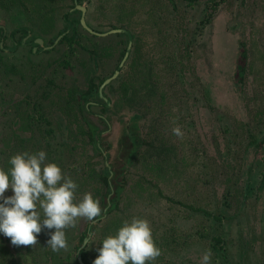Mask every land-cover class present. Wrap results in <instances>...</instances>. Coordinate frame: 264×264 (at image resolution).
<instances>
[{"label": "rangeland", "instance_id": "rangeland-1", "mask_svg": "<svg viewBox=\"0 0 264 264\" xmlns=\"http://www.w3.org/2000/svg\"><path fill=\"white\" fill-rule=\"evenodd\" d=\"M1 2L6 8H0V44L5 47H12L10 30L17 24L30 30L23 42L39 37L45 45L66 29L62 17L70 0H31L36 10L42 7L52 17L43 31L37 16L25 15L21 2L0 0V6ZM78 4L85 9V22L96 31L117 27L132 35L130 62L119 79H134L142 93V106H131L143 116L137 122L136 138L142 142L132 152L131 140L123 132L132 112L126 104L113 103L102 111L105 121L94 114L99 110L96 107L85 109L77 103L62 107L71 84L58 77L60 83L47 96L51 107L45 124L31 128L25 122L28 117H20L29 114L24 107L11 115L13 99L0 104V163L15 153L43 149L45 162H55L72 180H80L77 200L89 192L98 202L106 192L100 181L104 166L118 173L111 178L124 180L117 202L101 219L108 220L91 231L89 254L122 221L136 216L148 221L160 249V255L145 264H200L204 250L211 252L210 264H264V184L257 187L264 170V0H78ZM73 11L69 18L77 19L79 13ZM114 33L95 38L99 52L104 53L101 74L105 76L110 75L124 46V36ZM16 36L17 41L22 34L18 31ZM240 42L245 59L241 79L234 84ZM65 48L62 43L40 58L29 56L28 47L20 45L10 53L11 61L20 58L15 68L18 93L31 94V78L49 76ZM49 62L53 65L48 66ZM57 69L58 74L63 71L73 77L76 88L83 90L86 68L75 67L69 74ZM0 82L2 90L7 80ZM114 84L112 88L118 85ZM5 87L2 92L8 98L11 89ZM131 99L140 101L136 96ZM89 120L96 129L86 123ZM81 124L83 134L77 130ZM142 127L146 138H140ZM174 127L180 129V136L173 133ZM259 131V141L246 147L249 134ZM20 142L23 146L18 151ZM10 194L11 189H6L5 195ZM87 221L77 218L74 226L64 230L67 246L56 252L62 264H73V252L65 253ZM48 231L37 236L40 253L31 260L15 253L9 238L0 235V264H48L41 254ZM23 247L19 245L20 250ZM50 257L51 264H56Z\"/></svg>", "mask_w": 264, "mask_h": 264}, {"label": "flooded vegetation", "instance_id": "flooded-vegetation-1", "mask_svg": "<svg viewBox=\"0 0 264 264\" xmlns=\"http://www.w3.org/2000/svg\"><path fill=\"white\" fill-rule=\"evenodd\" d=\"M14 1L21 2V6H23L21 8H22V10H25V12H26L25 15H27V13L29 12L31 17L37 16V20L39 21V28H40L39 30L43 31L46 26L48 27L50 25V23L52 21V17L42 7L40 9L36 10V7L31 5V0H14ZM70 2H71L70 6L64 12L63 17H62V20L65 23L66 29H64L63 31L60 30V32H58V34L50 40L52 42L51 44L45 45L44 42L42 41V39L39 37H33V38H30L29 40L26 39L25 42H23L24 37H26V35H29L30 30L26 26H21L18 24L10 30L11 41L12 42L16 41L15 38L17 37L16 34L18 33L19 29L22 31L24 30L25 33L22 36H20L18 38V40H20L21 45L28 47V49L31 50V53L28 52L29 56L32 55L33 57H38L41 53L45 54V50L52 49V47H54V45L57 44L58 40L65 34L66 30H69L70 32H72L71 28L69 27V25L66 22V21H69V20H67L66 17H70L71 11L74 10V11H77L79 13L77 20H78L79 24L81 25V28H77L74 30V34H76V37L77 36L79 37L78 39H80V41H90L93 45V47H91V49H93L94 47H97L98 44H97L96 39L100 38L98 36H104V34H106V33L107 34L112 33V32H108L111 29L106 30L104 32H99V31H96L95 28L92 27L91 25H88L86 22L85 23H86L87 27H89V28H85L80 22L81 15H83L85 17V9L82 10L83 8H81L79 6L78 0H70ZM1 5H2V2H1ZM28 5H30V7ZM31 6L33 8H31ZM0 8L1 9L3 8V10H5L3 5L0 6ZM69 10H71V11H69ZM84 21H85V18H84ZM67 27H68V29H67ZM115 28H117V27H115ZM119 29H122L123 31L122 32H115V33L113 32V33L117 34V35L124 36L125 40L120 38L124 42V46L122 47V50H120L118 53L119 59H117V61L115 62V66L113 67L112 71L110 72V75L108 74L105 76V75L101 74V71H102L101 63L103 60L104 53H102V51H101L100 53L102 55L100 57H93V54H92L91 55L92 61H91L90 67L93 66V70H94L95 74H94V77L92 80V79H90L89 72L87 73L86 70L82 71V75H83V79H84V83H85L82 91H81V88H79V87H78V89L76 88L77 83L76 84L74 83L75 79H73V77L67 76L65 74V72H63V71H60L61 73H63V75H60L57 73V70H58L57 67H61L65 70H67L68 74L73 72L72 70L70 71L69 67L65 68L62 66V64L59 65L57 63L58 66L54 65L52 67V70L50 68L49 76H47V75L35 76V77L31 78V80H30L31 84L32 83L35 84L37 81L39 83L42 82L41 84H37L34 86L32 84L31 94L28 92L29 88H27L28 93H25V92H24L25 94L24 93L23 94L18 93L19 92V89H18L19 86L18 85L16 86V84H19V83L16 82L17 78H15V74L17 71L15 68L19 67L17 65V62H18V60H20V58H16L15 59L16 62L15 61L13 62V61H11L12 59L9 57L11 56L10 53H14L18 49L19 45L16 42V46L13 45L11 48H8V47H5V46L0 44V74L7 73V75H8L6 77L0 76V80L1 79L7 80V83L4 84L2 90H0V104L3 105L4 104L3 102L5 100L8 102L7 99H9V100L13 99L9 103V105H11L12 110H13L12 113L10 112L11 115H18L21 111H23V107H24L25 108L24 111H26L28 109L29 114H22L20 117H25V118L28 117V118H26L27 121H25V122L31 128H34L33 126H37L38 124H40V125L45 124V120L47 121V119H48L47 117H49L47 115L48 109H50V107H51L50 106L51 103L48 102L47 96H49L52 88L54 87V84L60 83V80H58V77H63L64 82L71 84V86L67 87L66 90L69 88L71 90V92L73 91V94L75 97L73 96L72 93L70 95H68L66 92V97H65V100L63 101L64 105L62 107H69V106H72L76 103L81 104V105L83 104L85 109L89 108V107L90 108L96 107L99 110L97 113H94V114H97L98 118H100L104 121H105V119H104L103 115H101V113H102V111H104V113H105V111L107 109L111 108L113 103L115 105L116 104H119V105L122 104V106L126 104V106L130 107V109H132L131 106L136 107L137 104H138V107H141L142 102H143L141 100L142 93H141V91H139L140 88H138L134 84L135 83L134 79H131V80H127V79H121L120 80L119 79V75L121 73L122 68L129 65V62H130L129 56H130V52H131L132 47H133L131 33L124 28H119ZM87 32H89V33H87ZM90 33L92 34V36L90 35ZM2 36L3 35H0V43L3 41ZM85 36H89L90 38L87 39V37H86L85 39H83V37H85ZM13 43H15V42H13ZM121 51H123L122 54H121ZM40 57H41V55L39 56V58ZM6 58H8L9 60H6V62H5L6 64H4V60ZM244 59H245L244 47H243L242 43L240 42V45L236 49L235 60H234L235 65L233 66L234 67V70H233L234 71L233 72L234 84L238 83L241 79V76H242L241 74L243 72ZM81 61L82 60L79 58V56L74 58V63L77 64L76 67H81L80 65H78V63H80ZM7 64H9V66H11V64H13V66H14V71L11 72V76H9V74H8L9 72H7L5 70L6 67L8 66ZM47 65L52 66L53 63L49 62V63H47ZM115 72H116V74L114 75ZM56 73H57V76H55ZM115 80H118V81H115ZM114 81L117 82L118 85L115 86V88H112V85L115 83ZM12 84H13V86H12ZM86 84L87 85H89V84L95 85L96 93L92 94L90 96L88 94H83L84 89L86 88ZM114 85H116V84H114ZM119 85H124L125 87H127L128 88L127 91H124L123 87L122 86L119 87ZM5 86H9L11 89V93L7 92L8 98H6L5 94H3V92H2L4 90V88H5V90L8 89ZM38 86H40V87H38ZM137 89H138V93L134 92L132 94V90L136 91ZM106 91H108L109 94H106ZM131 96H136V99H140V101L137 102L135 99H131ZM111 99H113V100H111ZM13 113H15V114H13ZM139 113L140 112L137 111V108H133L132 112H130V114L128 115L125 128L123 129L124 134L125 135H126V133L128 134L129 139L131 140V143L133 144L132 152L136 149L135 147L138 146L139 143L141 144V142H142V140H140V139L136 140V138L139 136L137 134V132H138L137 122H139L143 117L142 114H139ZM86 123L90 124V125L92 124L93 126L92 125L91 126L96 129V126L92 122V120H89V122L86 121ZM84 127L85 126L83 124H81L77 127V130L80 133H82V131H85ZM45 132H47V131H45ZM255 132L249 134L248 141L246 142V147L250 146L253 142L259 141V140H257V136L262 131H259L257 133H255ZM134 133L137 135H135ZM98 134H100V133L98 132ZM140 135H141L140 138L141 137L146 138L147 134H146L145 128L142 127V130L140 131ZM92 141L93 142L95 141V145H96V140H92ZM101 154H102V152H101ZM117 160H119V159L117 158ZM106 165L108 166V164H106ZM123 166H125V165H123ZM123 170H124V168L121 169V171H123ZM119 171L120 170H118V172ZM108 172H109L108 176H110L111 178L116 176L113 174H118V173H114V170H112L109 166H108ZM116 178L119 180V184L123 185L124 180L121 183L119 176ZM259 178H260V184L257 187H258V189H261V187L264 184V171L262 172L261 177H259ZM118 180H115V181L111 180V182H112V184H114V182H116ZM74 181L76 182V184L78 186V184L80 183V180H74ZM100 181H101V179H100ZM101 183H102V181H101ZM104 187L106 189V192L104 193L103 196H101V199L99 201L100 207L104 206L103 202H105V200L108 198V196L110 197L111 195H113V192L117 191L118 186L117 187L112 186L109 194H108L109 191H107L108 188L106 186H104ZM120 189H121V187H120ZM118 192H117V195H118ZM115 204L116 203L114 202V204L111 205L112 207L110 205H107V209H108L107 213H105V214L101 213V215L99 217L94 218L93 221H87V223L85 225L83 224V228L75 235V237H77V240L74 243H76L78 246L74 250H73V247L72 248L70 247V249L68 251L71 250L70 253L73 252L74 259L77 258L78 261L80 262L79 264H91L92 260L97 255L95 248L89 254L88 248H87L88 243H85V242H84V244H82V243H83L84 239L89 240L88 238L91 235V231H94L99 226H102V225H97V224H99L101 222H105L106 220H108V219H104L101 221V219H103L104 216L109 213V211L114 207ZM104 208H106V207H104ZM104 208H102V210ZM219 212H220V215L223 216L224 211L220 210ZM85 221H86V219H85ZM103 225H105V224H103ZM83 232L86 236L84 238L82 237L83 238L81 240L82 242L79 243V237H80V235H82L81 233H83ZM42 234H43V232L41 231L40 235H42ZM70 235H68V236L70 237ZM65 237H67V235ZM36 240H37L36 244L24 245V247L21 250L19 249V246H13L12 244H10V245H11L12 250L15 253L17 252L19 255L21 254L23 257L25 256V259L31 260V257H34L38 253H40V251L37 250L39 247L38 242L40 241V237H37ZM80 248H82V251L84 252L82 254V251H81V254H82L81 258L82 259L80 258V255L77 254L78 250ZM96 248H98V247H96ZM48 250H49V253H48ZM58 251H56V252H58ZM56 252H53L46 245V246H44L43 252H41V254H42V256L44 255L48 264H51V259L48 260V256L50 257L51 254H52V257L55 259L56 264H62V261H64V260L61 259V257H60L61 254L56 253ZM67 252L65 253V256L70 255V253H67ZM16 264H23V263L17 262Z\"/></svg>", "mask_w": 264, "mask_h": 264}, {"label": "clouds", "instance_id": "clouds-1", "mask_svg": "<svg viewBox=\"0 0 264 264\" xmlns=\"http://www.w3.org/2000/svg\"><path fill=\"white\" fill-rule=\"evenodd\" d=\"M172 131L181 135L178 127ZM46 155L43 149L15 153L8 158L10 167L0 168V235L13 246L33 245L42 230H50L46 245L56 252L67 246L66 228L77 218L93 221L102 209L89 192L77 200L76 182L55 162H45ZM6 189H11L10 195H5ZM96 252L91 264H145L160 255L148 221L136 216L105 236ZM210 259V250H204L200 264H210Z\"/></svg>", "mask_w": 264, "mask_h": 264}, {"label": "trees", "instance_id": "trees-1", "mask_svg": "<svg viewBox=\"0 0 264 264\" xmlns=\"http://www.w3.org/2000/svg\"><path fill=\"white\" fill-rule=\"evenodd\" d=\"M2 5H3V7L4 8H6L5 7V4L4 3H2ZM20 5H21V3H20ZM23 7V6H22ZM67 18V20H69V21H66L67 22V24L69 25V27L71 28V30H72V32H70L69 30H66V32H65V34L58 40V42H57V44L56 45H54V47H52V49H48V50H45V52H48V51H54V50H56V46H58V45H61L62 43H65V50L62 52V54H61V59L60 60H58V64L60 65V64H62V66L63 67H65V68H67V67H69L70 69H73V68H75L76 67V65L77 64H75L74 62H73V59L74 58H76V57H78L79 56V58H81L84 62L82 63V61L80 62V63H78V65H80L81 67H80V69H84V68H86V71H87V73L89 72V74H90V79H92L93 80V77H94V74H95V72H94V70H93V66H91L90 67V64H91V55L93 54V57H100L102 54L99 52V47H94L93 49H91V47H93L92 46V44L91 43H89V42H87V41H80V39H78L79 37L77 36L76 37V34H74V30L75 29H77V28H81V25L79 24V22H78V20L77 19H71V18H69V17H66ZM67 29H68V27H67ZM19 32L23 35L24 33H25V31L23 30H20L19 29ZM87 33H89V32H87ZM90 35L92 36V34L90 33ZM117 35V34H116ZM13 42H15V43H13ZM12 42V46L14 45V46H16V42L18 43V45H20V46H22V47H24V48H26L25 46H23V45H21V42H20V40H17V41H13ZM28 52H30L31 53V50L30 49H28ZM122 52L123 51H121V54H122ZM71 60H72V62H71ZM6 67V66H5ZM7 72H9L8 74H9V76H11V72H13L14 71V66H13V64H11V66H9V64H8V66L6 67V69H5ZM6 84V83H5ZM120 86H122L123 87V89H124V91H127V87H125L124 85H119V87ZM68 91H67V94L68 95H70L71 93L73 94V91L71 92V90L68 88L67 89ZM96 93V88H95V85H92V84H89V85H87L86 84V88L84 89V92H83V94H88L89 96L90 95H92V94H95ZM73 96H74V94H73ZM75 97V96H74ZM64 108H67V107H64ZM67 112H68V110H64V112H63V114L64 113H66L67 114ZM68 115V114H67ZM88 135H89V139H90V137H91V134L90 133H88ZM125 138L126 139H128L129 138V136H128V134L126 133V136H125ZM97 139H99V138H97ZM97 144H99L97 141H96V146H97ZM23 145H22V143L20 142L19 143V149H18V151H20V149H21V147H22ZM132 147H133V144H132ZM132 149V148H131ZM129 154H130V152H129ZM128 154V155H129ZM2 162V161H1ZM0 167H2L3 169H5V170H7V168L8 167H10V165L8 164V161L7 160H5L4 161V163H0ZM105 171H104V173H105V175H103V176H101L100 177V179H101V181H102V184L104 185V186H106L108 189H107V191H109L108 192V194L110 193V191H111V188H112V186H114V187H117V191L116 192H113V195H111L110 197L108 196V198L105 200V202H103L104 204V206H101V209L102 208H104V207H106V208H104L103 210H102V213L103 214H105V213H107V205H113L114 204V202L116 203L117 202V198H118V196H117V192L119 191V188H120V185H119V181H116V182H114V184H112V182H111V180L112 179H110L111 177L110 176H108L109 175V172H108V166L107 165H105V169H104ZM264 171V170H263ZM259 186V185H258ZM115 206V205H114ZM112 207V206H111ZM110 207V208H111ZM109 208V209H110ZM82 235H80V237H79V243L80 242H82L81 240L86 236L85 234H84V232L83 233H81ZM83 237V238H82ZM78 245L76 244V243H74V245H73V250L77 247ZM83 248V247H82ZM82 248H80L79 250H78V255H80V258L82 257V254L84 253L83 251H82ZM71 251V250H70ZM70 251H68L67 253H70ZM81 251H82V254H81ZM82 259V258H81ZM80 262L78 261V259L76 258V259H74L73 260V264H79Z\"/></svg>", "mask_w": 264, "mask_h": 264}, {"label": "water", "instance_id": "water-1", "mask_svg": "<svg viewBox=\"0 0 264 264\" xmlns=\"http://www.w3.org/2000/svg\"><path fill=\"white\" fill-rule=\"evenodd\" d=\"M81 8H83L82 10H84V7L82 6V5H79ZM80 22H81V24L85 27V28H89V27H87V25H86V23H85V21H84V16L83 15H81V18H80ZM123 30L122 29H119V28H113V29H111V30H109L108 32H122ZM117 72V71H116ZM116 72L114 73V75L116 74ZM109 80V79H108ZM86 241V239H84V241H83V243L82 244H84V242Z\"/></svg>", "mask_w": 264, "mask_h": 264}]
</instances>
